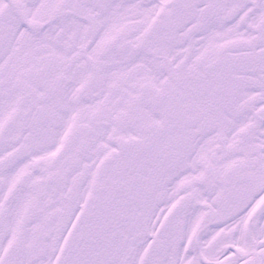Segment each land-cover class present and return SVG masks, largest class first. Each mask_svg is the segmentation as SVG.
<instances>
[{
	"label": "snow or ice",
	"instance_id": "6c2138e0",
	"mask_svg": "<svg viewBox=\"0 0 264 264\" xmlns=\"http://www.w3.org/2000/svg\"><path fill=\"white\" fill-rule=\"evenodd\" d=\"M0 264H264V0H0Z\"/></svg>",
	"mask_w": 264,
	"mask_h": 264
}]
</instances>
